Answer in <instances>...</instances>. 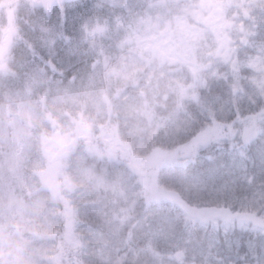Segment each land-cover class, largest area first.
I'll return each instance as SVG.
<instances>
[{"label": "trees", "instance_id": "16d2710c", "mask_svg": "<svg viewBox=\"0 0 264 264\" xmlns=\"http://www.w3.org/2000/svg\"><path fill=\"white\" fill-rule=\"evenodd\" d=\"M43 1L0 0V45L7 33L12 42L0 66V197L33 217H59L60 240L48 257L52 264H264V105L256 103L264 95V0H197L170 20L152 10L166 12L178 0H72L50 11L41 8ZM11 14L14 27L7 21ZM130 19L144 37L139 47L126 46L131 38L121 25ZM145 39L150 47L142 50ZM201 45L209 59L195 54ZM109 46L116 51L107 52ZM91 55L100 62L93 78L103 87L83 95L98 110L103 104L106 113L112 111L109 88L116 96L150 79L153 90L150 98L139 90L141 99L128 106L143 122L127 132L81 111L73 120L74 138L54 134L55 143L67 139L73 149L56 176L59 191H53L45 176L52 184L54 176L43 175L52 137L40 136L39 158L32 156L37 108L53 102L43 73ZM23 56L32 63L21 86L6 88L5 81L18 79ZM173 63L187 66L190 83L166 75ZM192 85L195 93L187 97ZM157 95L172 97L165 117L154 110ZM55 102L84 103L67 90ZM44 118L60 126L50 112ZM253 122L260 130L245 144L242 135ZM165 124L171 135L155 138ZM84 128L89 141L78 134ZM197 139L204 147L194 146L192 157L159 169L153 179L177 201L148 195L146 174L134 170L136 162ZM78 145L81 154L74 155ZM93 147L102 155L91 154ZM81 185L86 192L78 191ZM21 190L47 195L24 204ZM207 210L225 211L227 217L194 215Z\"/></svg>", "mask_w": 264, "mask_h": 264}, {"label": "clouds", "instance_id": "9594fccd", "mask_svg": "<svg viewBox=\"0 0 264 264\" xmlns=\"http://www.w3.org/2000/svg\"><path fill=\"white\" fill-rule=\"evenodd\" d=\"M197 0H178L174 4L167 6L165 9H153V13L160 12L165 19H171L173 15L178 14L179 10L185 7H194ZM139 10H143L142 6ZM162 26V25H161ZM107 52H115L116 50L109 46ZM205 49L203 45L196 49V55L201 60L209 59L203 55ZM180 50L177 49V53ZM32 61L28 56L22 57V71L18 75V79L13 81H5V87H20L25 74L27 73ZM166 75L171 78L183 79L184 83H190L192 79L191 73L187 66L182 63H173L166 66ZM100 69L99 59L95 55L87 58H78L70 60L67 64H62L55 73H43L44 79L47 81V95L50 103L45 109L37 108L36 119L32 132V156L39 158L38 143L40 136L52 137L50 145L53 151H56L54 134L59 133L68 137L76 135V125L73 120L77 117V113L83 111L90 118H95L96 121L108 120L116 122L120 125L122 132H127L128 129L137 125L138 122H143V117L132 114L129 111V105L139 101L141 96L139 90L143 91V98H150L153 90V83L150 79H141L136 89L125 87L118 95L113 96V88H109V96L112 99L113 108L111 112L103 110V104L99 105V110L92 103L85 99L84 93L92 94L97 89L103 87L102 81H97L93 78V74ZM149 69H144V76H147ZM115 87H120L119 83ZM43 89H40L42 91ZM67 90L69 93L79 96L84 101L83 104H61L56 101V98ZM5 101L7 96L4 97ZM155 112L160 117H165L170 111V102L172 97L164 100L162 95L155 97ZM257 104L264 105V95L260 96ZM164 106H161V105ZM51 113L54 116L59 127H52L47 119L44 118V113ZM226 117L225 113H221ZM71 117L72 119H70ZM169 125L157 129L156 137L163 139L171 135L168 130ZM76 154H81L80 145H78ZM86 163H88L86 161ZM4 176L7 179V168L4 169ZM86 192L87 186L81 185L78 190ZM45 192L28 193L20 191L18 197L24 204L30 203L38 197H46ZM264 212V209H262ZM60 219L59 217H33L30 212L21 211L17 204H10L8 197H0V264H52L48 257L57 250L60 237ZM261 253L264 254V239L261 241Z\"/></svg>", "mask_w": 264, "mask_h": 264}, {"label": "rangeland", "instance_id": "374dc122", "mask_svg": "<svg viewBox=\"0 0 264 264\" xmlns=\"http://www.w3.org/2000/svg\"><path fill=\"white\" fill-rule=\"evenodd\" d=\"M68 1H72V0H44L43 2L40 3L41 8H43L46 11H50L52 9V7L57 6V5H61L65 2ZM14 15H10L7 18L8 23L10 22V24L12 25V27H14ZM127 26L121 25L122 27H124V29L126 31H124L123 33H127L125 36H128L129 38H131V40H129V42H127L126 46H130L131 48L137 46L139 47V43L141 41V39H144L143 36L139 35V27H136V23L133 20H127L126 22ZM114 25H118L119 24H114ZM220 28V26H217ZM2 32H4V28H0ZM103 28H98L99 31H101ZM10 31V30H9ZM8 33L6 34V39L3 42L4 45H0V66H4V58L7 56L8 51L10 50V47L12 45V42L9 41L8 39ZM4 39V38H3ZM2 39V40H3ZM1 41V40H0ZM158 41H156L157 43ZM1 43V42H0ZM155 43V44H156ZM210 45V43H209ZM219 45H221V42L218 41L216 42L215 46H214V50L216 51L217 47H219ZM150 47L148 41H146L145 39V43L141 46V49H145V47ZM224 45L221 46L222 50H224ZM190 59V58H189ZM255 68V67H254ZM196 87L195 85H192L191 87H189L186 91L187 93L185 94L187 97H191L193 96V94L195 92H193L192 90H194ZM254 122L251 123L248 127V130L246 129L245 132L242 135V142L243 143H249L251 142L255 136L257 135V132H259L260 127L258 125H255V127L253 126ZM254 127V128H253ZM78 134H80V136H85L87 138V140L89 141V132L88 130L84 129H79L78 130ZM75 136H73L74 138ZM67 139H59L58 142L56 143L57 145V149L56 151L52 150V147L50 145V142L47 143V147H46V154L49 158L50 164L46 169V172L43 173V175H51L54 176V179L56 181H53L54 184H52L49 179H47V177L45 176V181H47L48 184V188L50 190H57L58 189V185H55V182L57 183V179H58V175L61 172H64V167H65V163H67L68 161V152L72 151V145H70L69 143H66ZM206 144V142H204V140H200L197 139L195 141H193L191 143L190 146L182 148L180 150H176L172 153H162V152H156L154 154H152L151 156H149L148 158L144 159V160H140L136 162V166L134 168V170L139 169V171L143 174H146V176H144L143 182L146 183L147 188L146 191H148V195H152L151 193L157 195V198L161 199V200H166V201H177V196L173 193H167L164 192L161 188H159L155 181L153 180L156 173L158 172L159 169L164 168L165 166L169 165V164H173L175 161L182 159V158H189L193 156V151L196 150L197 148H194V146H201L204 147V145ZM192 147V148H191ZM92 149V148H90ZM91 154L94 155H102L96 148L93 147V151ZM88 153V152H87ZM61 170V171H60ZM57 176V179H56ZM63 190V189H62ZM61 190V191H62ZM59 191V189L57 190ZM149 191L151 193H149ZM194 215H200V218H206L208 219H213L214 217H227V214L225 211H217V210H207V211H201V212H196Z\"/></svg>", "mask_w": 264, "mask_h": 264}]
</instances>
